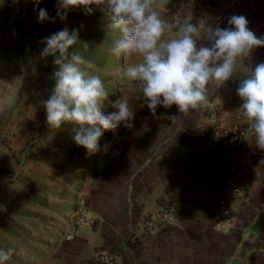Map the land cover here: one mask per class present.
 Here are the masks:
<instances>
[{
    "label": "crops",
    "instance_id": "obj_1",
    "mask_svg": "<svg viewBox=\"0 0 264 264\" xmlns=\"http://www.w3.org/2000/svg\"><path fill=\"white\" fill-rule=\"evenodd\" d=\"M210 5L204 10L180 0H153L169 23L177 18L191 22L202 36L210 26L228 27L233 15L245 16L249 28L264 36V3L210 0ZM20 6L32 13L41 5L37 0H0V27L4 13L11 23ZM135 62L121 56L109 74H93L110 94L105 114L115 110L111 104L120 97L135 111L134 127H120L117 152L89 155L74 142V125L63 126L60 133L47 125L46 136L34 140L29 162L12 185L0 177V249L13 250L6 264H101L94 260L99 252L116 264H264V152L250 133L240 153L248 172L245 199L220 204L229 160L213 140L206 117L215 103L221 125L236 123L242 114L238 81L249 74V65L254 70L264 62V48L238 67L236 82L212 86L203 110L173 122L153 117L140 86L120 77L117 70ZM162 112L177 115L178 109L158 107L157 114ZM240 124L247 125L244 118ZM113 134H103L102 149ZM77 199L84 200L92 224L76 225L73 237L64 239ZM169 201L176 205L175 222L141 233L138 214Z\"/></svg>",
    "mask_w": 264,
    "mask_h": 264
},
{
    "label": "clouds",
    "instance_id": "obj_2",
    "mask_svg": "<svg viewBox=\"0 0 264 264\" xmlns=\"http://www.w3.org/2000/svg\"><path fill=\"white\" fill-rule=\"evenodd\" d=\"M94 9L104 12L107 28L116 37L112 54L136 60L117 70L120 77L139 84L146 107L157 119L173 122L178 116L200 112L209 103L212 86L236 82L238 67L251 61L254 50L264 48V36H257L243 15L231 16L228 27L210 26L202 36L200 27L191 22L177 18L175 25L169 23L153 7V0H56L55 17L39 8L38 22H65L69 12L91 14ZM78 42L79 30L67 27L42 38L40 58L52 57L56 68L50 77L54 86L42 107L50 129L74 125V142L95 155L109 147L102 149L100 144L105 132L134 127L135 111L128 99L120 97L111 104L115 110L105 114L109 91L98 75L85 70L92 61L76 50ZM236 95L255 146L264 152V62L254 70L249 65ZM173 106L177 115L157 114L158 107ZM12 256V249H0V264Z\"/></svg>",
    "mask_w": 264,
    "mask_h": 264
},
{
    "label": "rangeland",
    "instance_id": "obj_3",
    "mask_svg": "<svg viewBox=\"0 0 264 264\" xmlns=\"http://www.w3.org/2000/svg\"><path fill=\"white\" fill-rule=\"evenodd\" d=\"M39 5L55 17L56 0H39ZM38 10L31 13L20 6L14 11L11 23H7L6 13L1 19L0 177L9 178L6 182L10 185L25 170L33 153L32 145L47 132L42 101L48 98L54 86L50 77L56 68L52 57L46 61L40 58L42 38L64 27L78 29L80 42L76 50L85 60L92 61L91 68L85 66L90 74L96 71L109 74L121 58L111 52L116 37L107 28L108 18L102 10L94 9L91 14L73 11L68 13L65 22L44 24L38 22ZM82 34L86 38L83 39Z\"/></svg>",
    "mask_w": 264,
    "mask_h": 264
},
{
    "label": "built area",
    "instance_id": "obj_4",
    "mask_svg": "<svg viewBox=\"0 0 264 264\" xmlns=\"http://www.w3.org/2000/svg\"><path fill=\"white\" fill-rule=\"evenodd\" d=\"M185 5L194 8L209 10L211 8L210 0H180ZM248 2L264 3V0H247ZM175 25V22H174ZM139 86L138 83L133 82ZM207 120L211 125L213 140L220 146L222 151L228 157V164L224 171L222 197L220 204L231 200L242 202L245 199V190L248 183V172L241 161L240 153L247 136L251 133L247 125H241L240 121L243 114L236 117V123L232 126H223L220 124L221 110L215 103L207 108ZM122 141V130L120 127L106 142L107 151L115 153L118 151ZM72 225L63 235L64 239L73 237L75 226L92 224L90 217L86 215V207L83 199L75 201L71 214ZM176 220L175 202L169 201L155 211H142L136 217V226L141 233H155L162 228L173 224ZM94 260L101 264H116L115 259L103 252L96 253Z\"/></svg>",
    "mask_w": 264,
    "mask_h": 264
},
{
    "label": "trees",
    "instance_id": "obj_5",
    "mask_svg": "<svg viewBox=\"0 0 264 264\" xmlns=\"http://www.w3.org/2000/svg\"><path fill=\"white\" fill-rule=\"evenodd\" d=\"M94 26H96V24H95ZM81 37H82L83 39L86 38V36H85L84 34H82Z\"/></svg>",
    "mask_w": 264,
    "mask_h": 264
}]
</instances>
